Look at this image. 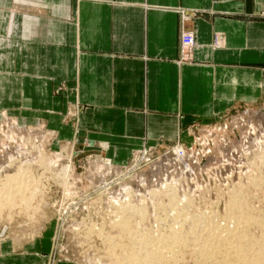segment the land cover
<instances>
[{
  "label": "crops",
  "instance_id": "1",
  "mask_svg": "<svg viewBox=\"0 0 264 264\" xmlns=\"http://www.w3.org/2000/svg\"><path fill=\"white\" fill-rule=\"evenodd\" d=\"M263 98L264 0H0V110L53 145L123 163ZM34 241L0 238V264H44Z\"/></svg>",
  "mask_w": 264,
  "mask_h": 264
},
{
  "label": "rangeland",
  "instance_id": "2",
  "mask_svg": "<svg viewBox=\"0 0 264 264\" xmlns=\"http://www.w3.org/2000/svg\"><path fill=\"white\" fill-rule=\"evenodd\" d=\"M256 112H264V98L257 104L238 107L223 116L217 117L212 122L197 126L193 131L190 145L180 143L181 145L142 146L133 150L125 162L116 163L108 160L107 152L101 149L85 147L78 143L70 144L69 142L53 145V134L48 132L40 122L35 124V122L20 120L18 115L0 110V137L8 129L16 130L14 126L18 127L19 122L25 124L24 129H38L40 133L42 132L40 135L38 134L41 137V150L37 152L32 149L24 164L16 162L8 170V173L6 172L0 178V185H4V189L14 183V185L19 184V189H24L19 194L18 200L24 204L30 203L29 206L32 207L30 212L35 211L34 213L39 217L36 220L38 222L24 221L23 215L18 214L17 210L0 209V238L8 242H24L34 239V242L41 244V249L45 250L41 251L44 252L42 256L44 264H122L121 259L124 260L126 256L132 254L131 252L142 250L140 247L142 243L147 246V248L144 247L146 250L153 248L152 245H149L152 243L151 241L137 243V238L148 237L151 239L158 231L164 233L163 237L167 238L170 227L181 230L180 224L174 226L171 223L172 220L168 219V202L173 198L175 199L172 201L175 200L176 202L174 205L185 208L184 214L197 218L196 221L207 214H211V216L213 213L216 214L211 221L222 226L221 230L223 228V231L231 222L238 224V220L235 221L237 218H232L236 217L235 209H229L234 196L239 197L238 193L241 195L239 198L243 199L244 202V205L242 203L240 205L244 207L249 204L248 207L245 206L244 213L247 209L248 212H251L252 208L254 212H251L252 215L258 214L255 217L264 216V127L261 128L257 119L252 118V116L257 117ZM24 129L22 131L16 130L15 136L11 132V136L15 137V140L11 142V140L6 139L4 145L0 144V153L4 151V146L9 141L12 144H19L21 137L24 138H22L21 143L27 142L26 145L29 147L31 144L36 145L37 138H34V134L37 135V133H34L33 130V136L30 137L23 132ZM32 146L34 148V145ZM165 158H167L170 169L165 175L150 179L146 172L152 168L155 162ZM44 159L51 160V163L41 170L39 163H41L40 160ZM50 165L51 167H49ZM186 165L191 166L192 168H189L192 170L186 171L187 168L183 167ZM21 168L32 172L33 176L39 171L42 173L46 170L44 175L48 178L46 177V181L39 182L38 186L47 187L48 192L44 195L40 194L41 196L31 197L35 186H28V178L17 176L18 173H15V170L21 172ZM60 170L67 171V180L64 178L63 181H60V177H57L60 174L58 172H61ZM52 174L55 177L50 179ZM18 177L21 178L18 179ZM250 177L251 179L254 177L255 180H252L255 185L257 184V188L252 180H249ZM247 180L251 181L252 184ZM18 181H22V183H17ZM247 184L250 185L247 186ZM121 187L124 190L133 189V197L130 199L123 198L125 202L122 199L112 202L110 200L111 191L117 192L118 188ZM231 192L234 194L233 198ZM117 193L120 197L119 195L123 194V191ZM107 200L111 201L112 205L109 202L111 206H107ZM125 203L135 205V209L142 208L141 212L144 215L139 210L134 211V214L137 213L134 218L132 215L134 232L131 233L127 227L126 230L129 233L127 235L122 234V238V236H117L118 231L112 222L117 219L114 213L119 208L116 210V207L125 206ZM229 211L233 213V216ZM139 213L144 217L140 216ZM10 216H13L11 217L12 221L8 222L7 219ZM83 219H85V223H81ZM227 219L229 220L227 221ZM233 223H231V228ZM252 223L246 230L247 232H244L247 235L245 234L243 243L255 244L256 241L254 240L259 241L264 236V229L261 231L258 224L255 223V226ZM223 225L225 226L223 227ZM90 228L94 231L90 232ZM221 230L220 234L223 232ZM207 232L210 236V231L207 230L206 234ZM134 233L141 235H134ZM259 233L263 235L260 237ZM161 237H159L160 240ZM248 240L249 242H247ZM161 243L163 246L165 245L164 242ZM158 245L161 246L160 242ZM187 245L183 247L182 243L179 245L180 247L176 246L182 253L179 250L177 252L176 247L170 245L173 249L175 248V254L170 255L171 249L168 253L166 252V256L165 253H162L163 260L166 258V260L169 259V262L165 260L163 263L157 262L156 264H224L221 257H217V259L214 257L210 259L211 262L200 260L202 247L194 246V243L190 242ZM163 246L160 247V250L164 249ZM192 251H195L196 254L193 252L194 254L191 255L190 252ZM139 252L138 259L142 260L144 255L142 257L141 254L145 251ZM177 254L178 256H176ZM169 255L171 259L170 257L167 259ZM214 259L218 263H215Z\"/></svg>",
  "mask_w": 264,
  "mask_h": 264
},
{
  "label": "bare ground",
  "instance_id": "3",
  "mask_svg": "<svg viewBox=\"0 0 264 264\" xmlns=\"http://www.w3.org/2000/svg\"><path fill=\"white\" fill-rule=\"evenodd\" d=\"M264 113V112H263ZM263 113H255V115L257 114V117H254L252 116V118H256L257 119V122H258V125L261 126V128L264 127V114ZM261 114V115H259ZM253 115V114H252ZM10 127V126H8ZM13 128V127H11ZM10 128V129H11ZM25 128V124H23L22 122H19L18 123V127H16V125L14 126V129H16L17 131H22L23 129ZM36 129V128H35ZM16 130H6L4 135H2L0 137V144H3L5 143V140H15L13 136H15V131ZM34 130V129H33ZM31 130V129H24L23 132H25L26 134H28V136H33V133H37L34 134V138H37V144H31L29 146L26 145V143H21V140H23L24 138L21 137V140H20V143L19 144H12L10 141L8 144H5V149L4 151H1L2 153H0V178L2 175H4L6 172L8 173V170L11 169V167L16 163V162H20L21 163H25L27 161V156L30 155V152L32 149H35L37 152L39 150H41V137L38 136V134L40 135V131L37 129V130ZM11 132L14 133L13 136H11ZM22 132V133H23ZM19 133V132H18ZM17 133V134H18ZM21 136V135H20ZM23 136V135H22ZM27 136V137H28ZM23 138V139H22ZM18 139V138H17ZM39 140V141H38ZM7 142V141H6ZM23 142V141H22ZM16 143V141H15ZM34 145V148L33 146ZM3 150V149H2ZM35 151V152H36ZM46 156V155H45ZM41 157V156H40ZM42 158V157H41ZM44 158V157H43ZM195 159V158H194ZM169 160V159H168ZM197 161V160H196ZM41 163H39V165L41 166V170H43L45 167H47L50 163H51V160L47 159V160H40ZM195 163V162H194ZM19 164V165H20ZM195 164H198V163H195ZM54 165V164H53ZM195 166V165H194ZM51 167V165L49 166ZM175 167V166H174ZM184 168H187L186 171L190 170L192 167L191 166H183ZM191 167V168H189ZM170 169V165L168 164V161H167V158L165 159H162V160H158L157 162H155V164H153L152 168L149 169V171L146 172V175L151 179V178H158L160 177L161 175H165V173L167 172V170ZM183 169V168H182ZM49 170V168H48ZM67 170V169H66ZM66 170H63L61 172H58L60 174H58V178L60 177V181L65 178L66 179V174H67V171ZM192 170V169H191ZM16 172L15 173H18L17 176H21V177H24V178H28L29 179V184L28 186H35L34 188V192L31 193V197H34V196H37V195H40V194H45L47 191V187H41V186H38L39 182H42L43 180L46 181V177L44 175V172L46 170H44L42 173L39 171L37 172L36 175L33 176V173L32 172H28L25 168H21V172H19L18 170H15ZM11 173V172H10ZM51 173V172H50ZM12 174V173H11ZM146 176V177H147ZM21 177H18L21 178ZM55 177V175H51V178L50 179H53ZM147 177V178H148ZM48 178V177H47ZM254 178V177H253ZM252 178V179H253ZM251 177L249 180H252ZM56 180V179H55ZM247 180V182H250ZM255 180V179H253ZM252 180V182H253ZM260 180V178H259ZM66 182V181H64ZM63 182V184H65ZM17 183H22V181H18ZM255 182H253L254 184ZM11 184V183H10ZM15 184V183H14ZM12 184L11 186H7V190L4 189L5 186L4 185H0V209H7L8 211H13V210H17L18 214H22L23 215V219L24 221L28 222L31 221L34 222V223H37L39 219V217L36 215V213H34L32 211V213L30 212V207L29 204L30 203H27V204H24L22 201L18 200L19 199V194L21 193L22 190L24 189H19L18 188V185H14ZM125 184V183H124ZM252 184V183H251ZM250 185V184H247V186ZM255 185V184H254ZM253 185V186H254ZM123 186V185H122ZM256 188H257V184L255 185ZM27 189V188H26ZM27 191V190H26ZM118 191H123V194L119 195L120 197H118V194L117 193ZM140 191V190H139ZM239 191V190H238ZM237 191V192H238ZM31 192V191H30ZM109 192V191H108ZM117 192L115 191H111V194H110V200L113 202V201H116L118 199H122L124 202H125V199L123 198H132L133 197V189H128V190H124L122 187L121 188H118ZM234 192V190H233ZM233 192L232 193V198H233ZM236 193V192H235ZM4 194V195H3ZM242 194V193H240ZM41 196V195H40ZM238 196L240 197L241 195H239L238 193ZM26 197V196H25ZM175 197V196H174ZM185 197V196H184ZM231 197V195H230ZM239 197H235L232 199L233 201H231V199L229 200V202L231 201V205L229 206V209L230 210H233L235 209V212H236V217H232V218H237L235 221L238 222V224L236 225L235 223H233L234 227L232 226L231 228V223H229L230 225H228V227L230 226V228H228L227 226L224 228L225 230L223 231V228L221 230V227L219 224H215L213 221H211V219L215 218V215L213 213V216L210 215H206V216H203L202 218L199 219V221H196L197 218H193L192 216L188 215L186 216L184 214L185 212V208H182V207H177V205L175 204L174 205V202L172 201L173 199H171L168 204V219L169 220H172V225L174 224V226L176 225H179L181 226V230L180 229H174V227H170L169 228V231H168V235L167 238L166 237H163V234L161 233V231H158L155 236H152V238H145V240H143L144 238L142 237V239H136V242L137 243H142L143 241H151L152 243L149 245H152V249H148L146 250L145 248H147V246L143 245V243L140 245V247H142V250H140V252L142 253L143 251H145V253H142V257L144 255V259L142 258V260L138 259V256H140V254H138V252H131L132 254L126 256L124 258V260L121 259V261H123L122 264H156L157 262L158 263H163L165 260H163V256H162V253L164 254L165 253V256L167 255L168 251H170L171 249V256L173 255V253L175 254L174 252V249L173 247H176L178 245V247H180L179 245H182L183 243V247L185 246H188L187 243L189 244L190 243H194V246H201L202 247V256H200L201 258H199L200 260H205L208 262V260L211 262L210 259H213L214 257L217 259V257H221L223 260H224V264H264V236L262 238L259 239V241L256 239L254 241H256L255 244H247V243H243L242 240L243 238L245 239V234L244 233L248 227H250L251 223L254 224L256 226V224L259 225V227H261V231L262 229H264V216H259V217H255L256 215H252L251 212L252 211V208H251V212H248V209L247 211L244 213L243 210H246L245 209V205L244 207H242L240 204L242 203L244 205V202L242 201L243 199L239 198ZM162 198V197H161ZM243 198V197H242ZM108 199V198H107ZM128 199V200H129ZM183 199V198H182ZM181 199V200H182ZM188 199V198H187ZM31 200V199H30ZM127 200V201H128ZM168 200V198H167ZM167 200H166V203H167ZM247 200V199H246ZM19 201V202H17ZM111 201H108V204L107 206H111L112 203ZM131 201V200H130ZM111 205H110V203ZM121 202V201H119ZM247 202V201H246ZM123 203V202H121ZM132 203V202H130ZM176 203V202H175ZM116 204V203H115ZM114 204V205H115ZM126 204V203H125ZM193 204V203H191ZM228 204V203H227ZM119 205V204H118ZM117 205V206H118ZM116 206V205H115ZM182 206V204H181ZM249 206V204H248ZM246 206V207H248ZM252 206V205H250ZM185 207V206H184ZM187 207V206H186ZM210 207V206H209ZM255 207V206H253ZM114 208V207H113ZM119 208V210H118ZM137 208V207H136ZM189 208V207H188ZM225 208V207H224ZM228 208V206H227ZM226 208V210H227ZM250 208V207H249ZM36 209H37V206H36ZM142 208H138V209H135V205H131V204H126L125 206H121V207H116V210H118L116 213H114V216L117 218L116 220H113L112 222V225L116 226V229H117V236H122L123 235H127L129 232L128 230H126V228L128 227L129 231H133V227H134V224H133V219H132V215H133V218L134 216H136V214H134V211L135 210H139L140 213L143 214V212H141ZM210 209V208H209ZM108 210V209H107ZM184 210V211H183ZM189 210V209H188ZM198 210V209H197ZM211 211V210H210ZM262 211V210H260ZM109 212V211H108ZM138 212V211H137ZM139 213V215H140ZM229 213H231L229 211ZM254 213V212H253ZM17 214V213H16ZM192 214V213H191ZM227 214H228V211H227ZM233 213H231L232 215ZM138 215V216H139ZM144 215V214H143ZM142 216V215H140ZM200 216H202V214H200ZM230 216V215H229ZM233 216V215H232ZM11 217L13 216H10L8 217V222H11ZM144 217V216H142ZM219 217V216H218ZM224 217V216H223ZM227 218V217H226ZM225 219V218H224ZM141 220V219H140ZM222 220V219H221ZM229 219H227L228 221ZM234 220V219H232ZM217 221V220H216ZM234 221V222H235ZM81 223H85V219L81 220ZM224 223V222H223ZM256 223V224H255ZM23 225V224H22ZM226 225V223H225ZM223 225V227L225 226ZM171 226V225H170ZM179 226V228H180ZM184 226V228H182ZM220 226V228H219ZM176 228V227H175ZM201 228V229H200ZM253 228V227H252ZM187 229V230H186ZM200 229V230H199ZM99 230V228H98ZM186 230V231H185ZM209 230V235L208 236V232L206 234V231ZM221 230V234L219 233ZM256 230V229H255ZM90 232H93L94 230L92 228L89 229ZM115 231V230H114ZM250 231V229H249ZM254 231V230H253ZM116 232V231H115ZM134 232V231H133ZM247 232V231H246ZM249 233V232H248ZM137 234V233H134V235ZM152 234V233H151ZM161 234H162V237H161ZM207 237H205L206 235ZM212 234V236H211ZM251 234V233H250ZM253 234V233H252ZM260 234V233H259ZM264 234V233H263ZM262 234V235H263ZM133 235V234H132ZM137 235H141V234H137ZM247 235V234H246ZM249 235V234H248ZM261 234L259 235L260 237L262 236ZM129 236V235H128ZM253 236V235H252ZM133 237V236H132ZM161 237V240L160 238ZM210 237V238H209ZM251 237V235H250ZM249 237V238H250ZM119 238V237H118ZM123 238V236H122ZM248 238V236H247ZM252 239V238H251ZM250 239V240H251ZM116 240V239H115ZM123 240V239H122ZM121 240V241H122ZM125 240V239H124ZM130 240V239H129ZM114 241V240H113ZM132 241H135V240H132ZM131 242V241H130ZM160 242V245H158V243ZM161 242H164V246L162 245L163 243ZM249 242V240L247 241ZM167 243V244H166ZM175 244L173 246V244ZM181 243V244H180ZM186 243V245H185ZM262 243V244H261ZM128 244V243H127ZM147 244V243H146ZM148 245V244H147ZM168 245V246H167ZM170 245H172L170 247ZM185 245V246H184ZM193 245V244H192ZM165 249L163 250H160V247ZM131 247V246H130ZM139 247V246H138ZM145 247V248H144ZM149 247V246H148ZM159 249H158V248ZM192 248L194 249V247L192 246ZM196 248V247H195ZM145 249V250H143ZM173 249V250H172ZM177 249V247H176ZM185 249V248H184ZM191 249V250H193ZM199 249V248H198ZM179 249H177V252H178ZM195 250V249H194ZM197 250V249H196ZM165 251V252H164ZM181 252V250H179ZM125 252V251H124ZM139 252V253H140ZM167 252V253H166ZM176 252V253H177ZM195 251H192L190 252L191 255L194 254ZM197 252H199V250H197ZM182 253V252H181ZM180 253V254H181ZM146 254V255H145ZM179 254V253H178ZM178 254L176 256H178ZM196 254V253H195ZM118 255V254H116ZM167 256V259L168 257H170L171 259V256ZM200 255V254H199ZM198 255V256H199ZM194 256V255H193ZM197 256V257H198ZM118 257V256H117ZM174 257V256H173ZM175 258V257H174ZM196 258V256L194 257V259ZM173 259V258H172ZM197 259V260H199ZM221 259V260H222ZM163 260V261H162ZM169 260V259H168ZM168 260H166L167 262H169ZM215 263L217 261H215V259L213 260ZM220 262V260H218ZM166 262V263H167ZM209 262V263H210ZM212 262V263H214ZM121 263V262H120ZM218 263V262H217ZM168 264V263H167ZM206 264V263H205ZM219 264V263H218Z\"/></svg>",
  "mask_w": 264,
  "mask_h": 264
},
{
  "label": "built area",
  "instance_id": "4",
  "mask_svg": "<svg viewBox=\"0 0 264 264\" xmlns=\"http://www.w3.org/2000/svg\"><path fill=\"white\" fill-rule=\"evenodd\" d=\"M181 42L184 46H191L194 43V35L192 32H185L181 36Z\"/></svg>",
  "mask_w": 264,
  "mask_h": 264
}]
</instances>
